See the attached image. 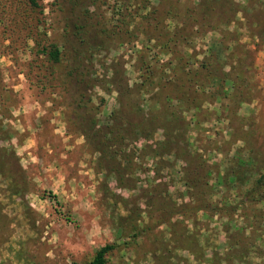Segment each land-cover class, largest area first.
I'll use <instances>...</instances> for the list:
<instances>
[{
    "label": "rangeland",
    "instance_id": "obj_1",
    "mask_svg": "<svg viewBox=\"0 0 264 264\" xmlns=\"http://www.w3.org/2000/svg\"><path fill=\"white\" fill-rule=\"evenodd\" d=\"M38 2L39 7L33 9L25 0H0V146L15 152L30 183L20 199L11 195L8 180L0 174V264L84 263L108 243L115 247L107 254L106 264H185V258L197 264L185 252H163L164 246L171 247L175 241L161 238L173 233L177 239L183 228L176 222L182 218L160 223L167 202L176 208L191 201L184 177L192 176L195 166L209 175L205 192L193 189V195L227 209L211 216L199 211L198 223L187 220V228L205 235L208 248H216L221 256L227 252L228 238L231 242L238 239L237 247L245 256L234 264H264V204L244 201V190L264 174V49L256 58L254 99L238 106L232 98L204 102L198 114L205 122L195 125L188 117V162L168 159L170 164H156L152 157L143 163L135 159L143 170L136 174L133 189H128L99 171L97 154L80 131L81 124L89 122L84 106L92 108L100 127L117 107L116 93L77 80L83 77L88 82L101 74L109 77V64L123 56L132 84L138 78L135 51L141 44L131 49L132 44L113 43L98 54L95 51L92 64L78 60L79 50L96 46L91 31L100 17H111L116 0ZM151 3L156 4L155 0ZM117 17L114 14L112 20L116 26H135L137 31L134 19L129 17L132 23L124 25L116 23ZM80 23L87 33L76 34ZM81 36L87 43L80 42ZM209 38L197 39L198 59ZM244 40L250 41L247 36ZM48 43L63 50L59 63L50 64L37 54ZM167 58L160 54V60ZM79 64L84 74L67 75ZM156 138H162L161 131ZM146 142L139 139L135 146ZM232 167L239 170L240 179L236 176L230 184L227 173ZM137 212L139 219H135ZM235 228L241 229V235L234 238Z\"/></svg>",
    "mask_w": 264,
    "mask_h": 264
},
{
    "label": "trees",
    "instance_id": "obj_2",
    "mask_svg": "<svg viewBox=\"0 0 264 264\" xmlns=\"http://www.w3.org/2000/svg\"><path fill=\"white\" fill-rule=\"evenodd\" d=\"M38 1L25 0L33 9L39 7ZM155 2L156 4L151 3V0H116L111 17H100L96 23L101 27L98 28L96 24V29L91 31V35L96 36V46L83 48L77 55L78 60L83 59L92 64L95 51L98 54L110 48L113 43L132 44L131 49L137 42L141 44L135 51L134 66L137 68L138 78L132 84L126 74L123 56L111 61L109 77L101 74L96 78H89L88 82L83 77L77 80L82 84L88 83L89 86H98L116 93L117 107L110 111L105 124L100 127L93 117L92 108L84 106L89 122L82 123L80 131L86 139V145L97 154L95 163L101 169L99 171H103L106 178L115 180L119 187L128 189H133L136 174L143 170L140 162L135 159L143 163L147 157H152L156 159V164H170L168 159L188 162L190 122L194 121L195 125H199L206 121L198 114L204 102L232 98L238 106L254 99L257 74L255 63L257 54L264 49V0ZM114 14L118 15L116 23L131 24L129 17L134 19L137 31L135 26H116L112 23ZM83 29L84 24L80 23L76 27V34L84 33ZM207 35H210V40L203 42V57L198 59L200 52L194 49L196 41L199 38L204 41ZM245 36L250 41L244 40ZM79 38L81 43H87L86 38ZM62 51L57 44L48 43L36 52L44 56L48 63L56 64L61 60ZM160 54H165L168 58L160 60ZM78 67L80 64L72 66L67 75L84 74ZM83 69L89 70L87 65ZM229 89H233L231 94ZM83 98L84 95L81 99ZM100 101L105 103L103 98ZM158 131L162 133L160 140L156 138ZM139 139L147 142L136 148L135 143ZM197 167L193 168L192 176L186 179L184 177L186 193L191 201L182 202L176 208L169 201L162 213L160 223L167 224L176 216L182 218L176 223L183 229L177 239L172 237L171 242L175 241V245L171 246L170 252L179 250L193 255V261L197 264H234L235 260H241L245 256L244 251L237 247L238 239L231 242L227 237L226 256H221L216 248H208V238L196 230L190 232L187 228V220L198 223L199 211L211 216V213H221L222 209H227L209 198L193 195V189L200 190V194L205 192L202 189L208 183L209 172L203 173ZM0 174L8 180L11 195L24 198L30 183L15 152L3 146H0ZM238 174L239 170L235 167L228 170V183H233L236 176L239 177ZM243 181L245 183L246 180ZM244 195V201L264 204V174L244 190ZM135 216V219H139V212ZM234 231V238L241 235V229L235 228ZM114 247L111 243L105 244L96 249L89 261H73L70 264H106L107 254ZM206 249H210L209 256L206 255ZM187 260L185 264H192Z\"/></svg>",
    "mask_w": 264,
    "mask_h": 264
},
{
    "label": "crops",
    "instance_id": "obj_3",
    "mask_svg": "<svg viewBox=\"0 0 264 264\" xmlns=\"http://www.w3.org/2000/svg\"><path fill=\"white\" fill-rule=\"evenodd\" d=\"M197 219H200V215H199V213H197ZM167 237V238H166ZM173 236H172V234L171 233H169V234H167V233H165V235H164V238H161L163 241H167V243H170V241L173 239L172 238ZM204 237H205V235H204ZM170 248L171 247H169V246H164V248H163V252H168V251H170ZM179 251V250H178ZM210 252V249H206V255H208V253ZM181 253V252H180ZM187 256L189 257L190 256V254H187ZM188 259V258H187Z\"/></svg>",
    "mask_w": 264,
    "mask_h": 264
}]
</instances>
